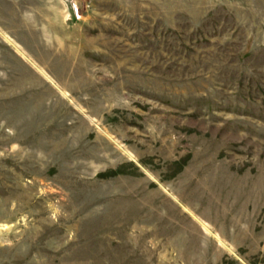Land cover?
<instances>
[{
	"label": "rangeland",
	"instance_id": "rangeland-1",
	"mask_svg": "<svg viewBox=\"0 0 264 264\" xmlns=\"http://www.w3.org/2000/svg\"><path fill=\"white\" fill-rule=\"evenodd\" d=\"M0 264H264V0H0Z\"/></svg>",
	"mask_w": 264,
	"mask_h": 264
},
{
	"label": "bare ground",
	"instance_id": "bare-ground-1",
	"mask_svg": "<svg viewBox=\"0 0 264 264\" xmlns=\"http://www.w3.org/2000/svg\"><path fill=\"white\" fill-rule=\"evenodd\" d=\"M202 222V221H201ZM204 223V222H203ZM202 226H203V228L206 230V231H208V232H210L209 230V228H208V226L207 225H205V224H202ZM216 238H218L216 235H214Z\"/></svg>",
	"mask_w": 264,
	"mask_h": 264
}]
</instances>
